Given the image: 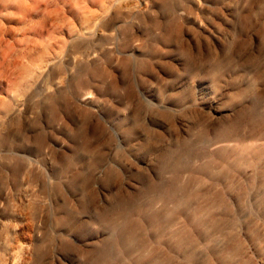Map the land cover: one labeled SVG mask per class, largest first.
Segmentation results:
<instances>
[{"label": "rangeland", "instance_id": "rangeland-1", "mask_svg": "<svg viewBox=\"0 0 264 264\" xmlns=\"http://www.w3.org/2000/svg\"><path fill=\"white\" fill-rule=\"evenodd\" d=\"M4 233L27 264H264V0H6L2 263Z\"/></svg>", "mask_w": 264, "mask_h": 264}, {"label": "bare ground", "instance_id": "bare-ground-1", "mask_svg": "<svg viewBox=\"0 0 264 264\" xmlns=\"http://www.w3.org/2000/svg\"><path fill=\"white\" fill-rule=\"evenodd\" d=\"M5 1L6 0H0V8L2 7V5H4ZM37 7H39V5ZM27 15L32 16L31 14H27ZM27 15H24V17L22 18V21L25 20ZM14 25H11V26H14ZM211 109L214 112H218V109L216 106H212ZM23 212H24V209L20 207L18 209V214L21 215V214H23ZM3 235H4V237L6 236L5 238L7 239V234L4 233ZM2 246H3V248H6L7 259H6V263L0 262V264H9V263H11V264H27V262H28V258H27L28 249L26 247H19L15 244L9 243L8 239H7V242H4Z\"/></svg>", "mask_w": 264, "mask_h": 264}]
</instances>
